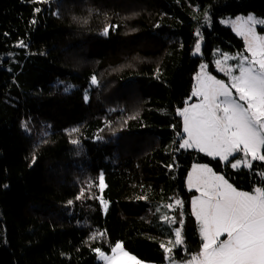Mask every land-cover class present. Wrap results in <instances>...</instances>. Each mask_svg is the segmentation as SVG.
Instances as JSON below:
<instances>
[{"label":"trees","instance_id":"16d2710c","mask_svg":"<svg viewBox=\"0 0 264 264\" xmlns=\"http://www.w3.org/2000/svg\"><path fill=\"white\" fill-rule=\"evenodd\" d=\"M248 14L264 19V0H0V264H101L96 249L116 243L165 264L177 228L170 257L184 262L202 246L193 164L264 189V162L179 147L200 63L215 74V48L244 50L219 19Z\"/></svg>","mask_w":264,"mask_h":264},{"label":"snow or ice","instance_id":"6c2138e0","mask_svg":"<svg viewBox=\"0 0 264 264\" xmlns=\"http://www.w3.org/2000/svg\"><path fill=\"white\" fill-rule=\"evenodd\" d=\"M257 25H264V19L252 15L238 17L233 22L234 30L244 38L250 58L239 57L236 66L239 75H233V67H225L229 59L237 57L225 55L223 61H216L218 70L229 77L230 86L209 75L206 66L201 65L197 86L192 92L193 96L201 98L200 102L178 110L186 134L179 147L196 148L213 158L218 157L225 164L231 163L234 169L241 165L252 168V161L264 162V36L257 34ZM107 31L106 28L105 35ZM199 51L197 43L196 52ZM92 83H96L95 77ZM72 143L78 141L72 140ZM239 152H243L244 160L229 161L230 156ZM261 175L264 177V173ZM188 184L190 189L195 187L200 193L193 199L192 206L203 244L187 264H264V189L255 188L253 193L238 191L207 165L193 166ZM104 186L101 175V190ZM101 203L106 207L103 199ZM175 203L182 207L180 200ZM165 219L171 224L178 222L170 217ZM179 223L182 225L183 220ZM225 235L227 238L222 240ZM175 237L171 247L161 244L166 254L172 252V247L183 245L180 228L175 230ZM111 251L112 255L107 256L96 249L106 264H139L121 243H116Z\"/></svg>","mask_w":264,"mask_h":264},{"label":"rangeland","instance_id":"374dc122","mask_svg":"<svg viewBox=\"0 0 264 264\" xmlns=\"http://www.w3.org/2000/svg\"><path fill=\"white\" fill-rule=\"evenodd\" d=\"M249 15L254 16L253 14H248V15H237V16H226V17H223V18H220V19H219V23H220V25H222L223 27L229 28V29L234 33V35H236L238 38H240V39L242 40V43H243V45H244V50H243L242 52H237V51L225 50V49H222V48H220V47L215 48V49L213 50V52H212V56H211V61H212L213 67H214L215 74L212 73V72H210V70H209V66H208L207 63H205V62L200 63V65H199V67H198V70H197L196 74L194 75V85H193L192 92H193L194 88L197 86V80H196V77H197L198 74L201 73V65H205V66H206L205 71H206L209 75L214 76L216 79L221 80V81H223L224 83L229 84V86H230V80H229V77L225 74V72L218 70V68H217V66H216V61H217V60H221V61H223L225 55H228V56H230V57H237V59H229V60L227 61V64L225 65V67H227V66H231V67H233V69H234V71H233V75H239V70H238V68L236 67V66L239 64V57H240L241 55H243V56H245V57H249V58H250V56H249V53L246 51V45H245L244 38H243L242 36L238 35L237 32L234 30V28H233V22L236 21L238 17H240V18H246V17L249 16ZM254 17H255V16H254ZM255 18H257V17H255ZM257 19H259V18H257ZM260 29H261L262 31H260ZM256 32H257L258 35H262V36H264V25H257V26H256ZM196 36H197L196 44H197V43L200 44V51H199L198 53L196 52V44H195L194 50H193V52H192V56H193V57H199V56L201 55V49H202V46H203V39H202V37H201V34H200L199 32H196ZM232 91H233V94H234V96H235V90L233 89ZM192 92H191V94H190V97L186 100V104H185V106H184L183 108H180L179 110H183L186 106H190V105H192V104H196V103H199V102H200V99H201V98L193 96V95H192ZM177 115H178V111H177ZM178 117L181 119V124H182V132H181V143H182V142H183V139L186 138V134L183 132V117H181L180 115H178ZM181 143H180V144H181ZM181 149H183V150L194 151V152H196V153H198V154H200V155H202V156H205V157H208V158H212V159H217V160H219L218 157L213 158L212 156L206 155L204 152H200V151H198L196 148H188V149L181 148ZM262 151H264V149H262ZM236 159H239V160H241V161L244 160L245 157H244L243 152L235 153L233 156H230V157H229V161H231V162H235ZM247 159H248V160H251V157H247ZM219 161H220V160H219ZM220 162H222V161H220ZM254 162H261V161H259V160H257V161H252V164H253ZM222 163L225 164L224 162H222ZM196 165H205V164H193V165L191 166L190 171H189V173H188V176H187V178H186V189H187V191H190V192H194V193H195V195H194L193 198L191 199V208H192V212H193L192 201H193V199H195L196 197H199V196H200V193L196 191V188H195V187H192L191 189L189 188L188 177H189V174L192 172L193 166H196ZM230 166H231V163H230ZM208 167H209V166H208ZM209 168H210V167H209ZM231 168L234 169L232 166H231ZM242 168L247 169V170L250 169V168L244 167L243 165H241L239 168H235V169H242ZM212 171H213V170H212ZM213 172H214V171H213ZM214 173H215V172H214ZM216 174H217V173H216ZM217 175L222 176L221 174H217ZM223 177H224V176H223ZM225 179H226V178H225ZM226 180H227V179H226ZM228 183H229V182H228ZM237 190H238V189H237ZM238 191H240V190H238ZM253 192H254V190L251 191V192H248V193H253ZM104 201H105V200H104ZM105 202H106V207H105L104 204L101 203V205H102V209H103L104 212H106V210L108 209V206H109V202H108V201H105ZM194 217H195V216H194ZM195 220H196V223H197L198 236H199V238H200V240H201V242H202V244H203V240H202L201 235H200V225H199V223L197 222L196 217H195ZM175 230H176V229H175ZM175 230H174V236H175ZM226 238H227L226 235L221 237L222 240H223V239H226ZM175 239H176V237H175ZM174 244H175V240H174ZM113 247H114V246H113ZM177 247H179V246H176V248H177ZM200 250H201V249H200ZM101 252H103V251H101ZM199 252H200V251H199ZM199 252H198V253H199ZM103 253H104L105 255H107V256H111V255H112V251H111L110 253H106V252H103ZM198 253H197V254H198ZM96 255H97V260H98V262H100L101 264H106V262H105L104 260H102V259L99 258L97 252H96ZM129 255H130V254H129ZM195 255H196V254H195ZM130 256H132V255H130ZM169 256H170V254H166V263H165V264H187V261H189V260L192 258V257H191V258H189L187 261H184V262H177V261H172L171 259H169V258H168ZM136 260L139 262V264H147V263L142 262V261H140V260H138V259H136Z\"/></svg>","mask_w":264,"mask_h":264}]
</instances>
